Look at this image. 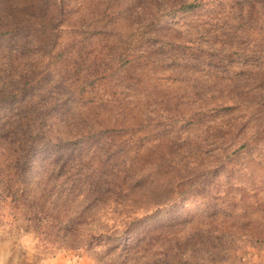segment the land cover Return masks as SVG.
<instances>
[{"label":"rangeland","instance_id":"1","mask_svg":"<svg viewBox=\"0 0 264 264\" xmlns=\"http://www.w3.org/2000/svg\"><path fill=\"white\" fill-rule=\"evenodd\" d=\"M264 264V0H0V264Z\"/></svg>","mask_w":264,"mask_h":264},{"label":"crops","instance_id":"2","mask_svg":"<svg viewBox=\"0 0 264 264\" xmlns=\"http://www.w3.org/2000/svg\"><path fill=\"white\" fill-rule=\"evenodd\" d=\"M47 264H64L63 261H60L59 258L49 261Z\"/></svg>","mask_w":264,"mask_h":264}]
</instances>
